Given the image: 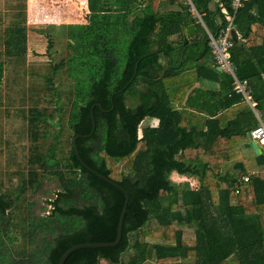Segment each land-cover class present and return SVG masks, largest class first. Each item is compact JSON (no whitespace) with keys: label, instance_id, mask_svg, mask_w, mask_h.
I'll use <instances>...</instances> for the list:
<instances>
[{"label":"trees","instance_id":"trees-1","mask_svg":"<svg viewBox=\"0 0 264 264\" xmlns=\"http://www.w3.org/2000/svg\"><path fill=\"white\" fill-rule=\"evenodd\" d=\"M11 1L0 42V87L4 77L8 86L20 81L24 91L27 41L35 28L46 29L40 34L47 51L65 37L72 54L64 61L68 88L53 80L63 61L49 67L41 86H26V95L40 89L55 106L50 112L38 107V94L20 110L31 141L29 165L14 198L0 193V264H58L73 245L113 241L123 190L128 201L119 243L76 249L64 264H264V148L250 156L254 166L239 151L258 119L232 90L231 76L208 62L206 32L186 0H87L85 23L39 27L27 26L25 0ZM191 1L211 32L232 13L231 0ZM191 23L197 33L188 40ZM234 24L240 39L233 34L231 61L264 121V0H241ZM194 79L219 85L193 86ZM70 98L69 148L62 156L56 152L62 99ZM49 134L45 147L40 139ZM229 163L232 170H223ZM41 174L58 181L50 213H20L13 222L8 214L18 195L36 188ZM176 175L197 177L198 184L174 187ZM11 225L28 244L16 255L5 248L17 240L8 236Z\"/></svg>","mask_w":264,"mask_h":264},{"label":"rangeland","instance_id":"rangeland-1","mask_svg":"<svg viewBox=\"0 0 264 264\" xmlns=\"http://www.w3.org/2000/svg\"><path fill=\"white\" fill-rule=\"evenodd\" d=\"M16 1V0H15ZM26 1V24L30 26L32 24H74L85 23L88 12L84 8L83 0H25ZM11 0H0V42L3 35L5 26L9 23V16L12 10L9 8ZM22 5L24 0H18ZM46 29L35 28L33 33H29V39L27 41L28 51L26 60V72H25V86L24 91L20 89L21 82L16 84H9L2 78L0 87V193L8 192L13 198L16 195L17 185L20 178L26 177L28 170V154L31 141L28 138L27 122L22 119L21 109L25 111L33 104L35 98L40 96L38 107H46L50 112L55 104L53 101L46 102L41 98L42 92L35 89L37 93L33 97L26 95V86L33 85L35 88L38 85L41 86L43 77L50 72L49 67H53L55 64H60L56 70L54 69L53 80L55 87L68 88L66 83L67 70L65 69V60L71 56L72 51L67 46V40L63 37L61 40H55L52 43L50 49L47 51L45 43L47 42L44 35L40 34L41 31ZM61 43H60V42ZM34 48V49H33ZM35 52V53H34ZM121 69V66H119ZM6 82V83H5ZM72 88L73 84H69ZM61 87V88H62ZM69 101L62 99L64 108V118L61 121L64 131L60 135V142L56 148L58 155H65V150L69 148L68 144V131H67V115L69 109ZM128 104H132L131 100H127ZM252 140L250 136H247V141ZM43 141L45 147L51 143L52 137L47 135L40 139ZM245 143V142H244ZM240 144V156L249 161L251 166L255 165L254 157L250 156L255 153L252 147H246ZM238 149H236L237 151ZM239 153V152H237ZM250 158V159H249ZM249 159V160H247ZM121 166L122 163H119ZM232 170V163L226 165L223 170ZM41 170V169H40ZM39 170V172H40ZM42 171V170H41ZM174 173H171L173 175ZM176 178V184L174 187H182L185 185L193 186L194 182H198L196 177L190 175L174 176ZM171 179V178H170ZM58 181L52 175L41 174L39 177V185L32 189L27 190L25 193L18 195L17 207H14L9 211L8 216H11L13 222H17L18 216L21 213L24 215H30L34 218L38 216H44L50 213L52 205L49 203L51 199L55 197V191L58 189ZM235 202V200H233ZM9 234H16V241H8L5 244V248L10 250V254L16 255V250L28 248L27 242H23V238L18 228L10 226ZM32 248H36L37 244L31 245ZM130 250V247L127 251ZM16 251V252H15ZM145 264H154L153 260H148Z\"/></svg>","mask_w":264,"mask_h":264},{"label":"built area","instance_id":"built-area-1","mask_svg":"<svg viewBox=\"0 0 264 264\" xmlns=\"http://www.w3.org/2000/svg\"><path fill=\"white\" fill-rule=\"evenodd\" d=\"M189 5V11L191 16L195 18L204 28L208 40V46L212 54L213 62L218 66L221 71L228 74L232 78V90L236 93H240L244 100L254 108V101L252 100L251 91L248 87L246 79H240L235 73V66L231 61L230 48L234 44L233 34L240 39V34L236 30L234 24V15L237 8L241 5V0H231L232 13L226 17V23L223 28H220L216 32H211L205 26L201 14L195 8L191 0H186ZM256 111V110H255ZM256 113L258 124L250 131V138L255 141L260 148H264V122L261 120L260 115ZM243 180H247V176H242ZM237 192V190H236Z\"/></svg>","mask_w":264,"mask_h":264},{"label":"water","instance_id":"water-1","mask_svg":"<svg viewBox=\"0 0 264 264\" xmlns=\"http://www.w3.org/2000/svg\"><path fill=\"white\" fill-rule=\"evenodd\" d=\"M187 31H188V35L194 36L196 34L195 25L193 23L189 24L187 26ZM186 41L187 40H185L184 42H186ZM211 61H213V59H211ZM216 69L218 71H221V69L218 66H216ZM93 127H94V123H93ZM79 136L80 135H76L73 138V150H74V153L76 154L77 157H79V153H78V149H77V145H76V139ZM244 146L252 147L256 153L260 149L258 147L257 143L255 141H253V140H249L248 142H245ZM86 167L90 169L89 166L86 165ZM94 172L98 176H100L101 178L105 179L106 181L110 182L111 184L115 185L116 187L122 189V187L120 185H118L117 183H115L113 181H110L108 178H106L105 176H103L102 174H100V173H98L96 171H94ZM123 192H124L126 197H125V201H124V205H123L121 214L119 216L116 238L113 241H108V242H86V243H79V244L73 245L70 248H68L65 252H63V254L61 255V257L58 260V264H64V261L69 256V254L72 253L76 249L86 248V247L98 248V247H105V246H114V245H117L119 243V241L121 239V235H122L123 220H124V215L126 213V205H127V201H128V195H127L126 191L123 190Z\"/></svg>","mask_w":264,"mask_h":264},{"label":"crops","instance_id":"crops-1","mask_svg":"<svg viewBox=\"0 0 264 264\" xmlns=\"http://www.w3.org/2000/svg\"><path fill=\"white\" fill-rule=\"evenodd\" d=\"M82 3H84V8H85V10H86V12L85 13H87L88 12V8H87V0H83V2ZM195 31H196V27H195ZM197 33V32H196ZM187 35H188V32H187ZM196 35V34H195ZM194 35V36H195ZM172 38H176V36H172ZM187 38H188V40H192L193 39V36H190V35H188L187 36ZM211 59L212 58H209L208 59V62L212 65V66H214V62L213 61H211ZM187 83V82H186ZM192 85L193 86H207V87H210L211 89L212 88H218V85H219V83H215V82H212V81H207V80H203V79H201V80H195L194 79V81H193V83H192ZM188 92V91H187ZM253 109V111H254V114H255V116H256V111H257V113L260 115V113H259V111L257 110V109H255V108H252ZM256 110V111H255ZM257 118V117H256ZM260 118H261V116H260ZM262 120V119H261ZM263 121V120H262ZM155 120H150V123L151 124H155ZM264 122V121H263ZM246 142H248V141H246ZM260 148V147H259ZM258 152H262V148H260L259 149V151ZM256 153V152H255ZM191 177H193V176H191ZM197 178V177H196ZM198 184V182H194L192 185H193V187L194 186H196Z\"/></svg>","mask_w":264,"mask_h":264}]
</instances>
